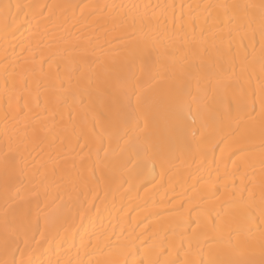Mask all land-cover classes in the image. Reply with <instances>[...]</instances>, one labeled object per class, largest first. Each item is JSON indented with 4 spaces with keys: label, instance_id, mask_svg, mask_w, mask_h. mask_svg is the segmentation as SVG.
<instances>
[{
    "label": "bare ground",
    "instance_id": "bare-ground-1",
    "mask_svg": "<svg viewBox=\"0 0 264 264\" xmlns=\"http://www.w3.org/2000/svg\"><path fill=\"white\" fill-rule=\"evenodd\" d=\"M0 264H264V0H0Z\"/></svg>",
    "mask_w": 264,
    "mask_h": 264
}]
</instances>
